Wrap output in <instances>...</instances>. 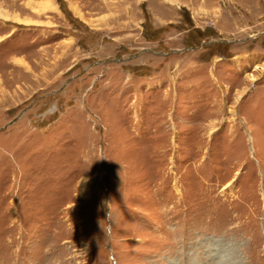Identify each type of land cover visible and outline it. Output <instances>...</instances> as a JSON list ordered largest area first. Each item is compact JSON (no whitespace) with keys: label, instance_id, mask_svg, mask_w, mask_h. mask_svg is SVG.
Instances as JSON below:
<instances>
[{"label":"rangeland","instance_id":"rangeland-1","mask_svg":"<svg viewBox=\"0 0 264 264\" xmlns=\"http://www.w3.org/2000/svg\"><path fill=\"white\" fill-rule=\"evenodd\" d=\"M263 68L264 0H0V264H264Z\"/></svg>","mask_w":264,"mask_h":264},{"label":"bare ground","instance_id":"bare-ground-1","mask_svg":"<svg viewBox=\"0 0 264 264\" xmlns=\"http://www.w3.org/2000/svg\"><path fill=\"white\" fill-rule=\"evenodd\" d=\"M5 15V14H4ZM1 17H5V16H1ZM8 16H6L5 18H7ZM11 19V18H10ZM14 19H15V17H14ZM18 19V18H17ZM19 20V19H18ZM264 69V68H263ZM257 78H255L254 76H253V78H252V80H256Z\"/></svg>","mask_w":264,"mask_h":264}]
</instances>
